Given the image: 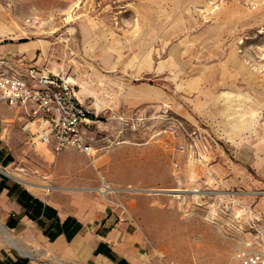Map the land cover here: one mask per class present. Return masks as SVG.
Returning <instances> with one entry per match:
<instances>
[{"label": "rangeland", "instance_id": "1", "mask_svg": "<svg viewBox=\"0 0 264 264\" xmlns=\"http://www.w3.org/2000/svg\"><path fill=\"white\" fill-rule=\"evenodd\" d=\"M0 27L1 42L35 44L31 63L101 106L86 128L91 155L31 149L2 111L0 173L117 207L150 264H226L244 242L264 248V0H0ZM169 122L183 151L153 137ZM99 171L132 190L105 200L86 189Z\"/></svg>", "mask_w": 264, "mask_h": 264}, {"label": "crops", "instance_id": "2", "mask_svg": "<svg viewBox=\"0 0 264 264\" xmlns=\"http://www.w3.org/2000/svg\"><path fill=\"white\" fill-rule=\"evenodd\" d=\"M4 34L0 27V37ZM34 52L35 44L30 42L0 41V58L12 62L19 56L30 60ZM9 108L0 101V114ZM10 109L20 124L19 112ZM6 157L0 135V164L6 162ZM0 182L4 184L0 190V222L26 251L23 254L9 244L6 247L0 239V264H150L136 245L130 221L118 217L128 215L117 207L105 206L97 196L61 192L47 196L11 180L5 173H0ZM68 217L74 218L80 229L70 240L64 232L51 240L47 234ZM98 247L108 250L111 257L96 253Z\"/></svg>", "mask_w": 264, "mask_h": 264}, {"label": "built area", "instance_id": "3", "mask_svg": "<svg viewBox=\"0 0 264 264\" xmlns=\"http://www.w3.org/2000/svg\"><path fill=\"white\" fill-rule=\"evenodd\" d=\"M14 59L0 58V101L19 112L25 144L31 149L54 151L74 148L91 155L86 128L96 122L101 106H92L93 111L80 101L73 77L50 72L23 56ZM124 123L131 126L129 121ZM178 135L177 123L169 122L153 137L168 149L183 151L184 145L174 142ZM173 166L177 169L179 163ZM226 264H264V248L254 241L244 242Z\"/></svg>", "mask_w": 264, "mask_h": 264}, {"label": "bare ground", "instance_id": "4", "mask_svg": "<svg viewBox=\"0 0 264 264\" xmlns=\"http://www.w3.org/2000/svg\"><path fill=\"white\" fill-rule=\"evenodd\" d=\"M127 142V141H125ZM94 167L98 169V166L94 164ZM8 170V169H7ZM8 175H10V177L19 180L33 188H37L40 190H43L45 193H49L50 190L54 189V186L48 184L47 182H34V181H29L26 178L20 176L18 173H14L11 171H7L5 172ZM100 175V183L98 186H94V187H86V189L91 190V191H98L101 196L105 199V200H109L108 198V194L110 193H115L117 191H129L132 190L128 187L125 188H116L111 186L105 179L104 175L99 171L98 172ZM59 188H63V187H59ZM133 190H142L139 188L133 189ZM188 189H179V188H172V189H159V188H150V189H146V191L148 192H153V193H162V192H166V193H172V194H179L182 191H187ZM189 192L193 193L194 195H197V193L199 192L198 189H191L189 190ZM217 195H221L224 192H214ZM225 194V193H224ZM232 195V194H231ZM179 237H180V233H174L170 236V238L173 240V242L179 245ZM0 239L2 241H5L7 244L11 245L12 247L18 249L21 253H26L25 249L23 247H21L18 242L15 240L14 236L12 235V233L3 225V223L0 222Z\"/></svg>", "mask_w": 264, "mask_h": 264}, {"label": "trees", "instance_id": "5", "mask_svg": "<svg viewBox=\"0 0 264 264\" xmlns=\"http://www.w3.org/2000/svg\"><path fill=\"white\" fill-rule=\"evenodd\" d=\"M10 160V158H9ZM4 184L0 182V190L3 188ZM81 225L72 217H68L62 224L57 222L55 224V231L49 232L47 235L48 237L53 240L58 234L61 232H64L67 236V239L70 240L72 236L77 233V231L80 229ZM103 252L104 254L111 257V254L108 252V250H104L101 247L97 248L96 253ZM26 260L23 259V263ZM120 264V261L118 262Z\"/></svg>", "mask_w": 264, "mask_h": 264}, {"label": "water", "instance_id": "6", "mask_svg": "<svg viewBox=\"0 0 264 264\" xmlns=\"http://www.w3.org/2000/svg\"><path fill=\"white\" fill-rule=\"evenodd\" d=\"M4 173V172H3ZM6 175H8V174H6ZM9 176V175H8Z\"/></svg>", "mask_w": 264, "mask_h": 264}]
</instances>
